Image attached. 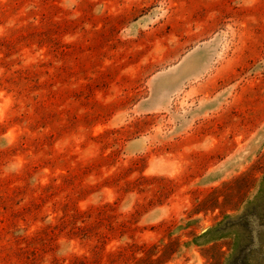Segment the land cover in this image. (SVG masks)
<instances>
[{
	"label": "rangeland",
	"instance_id": "obj_1",
	"mask_svg": "<svg viewBox=\"0 0 264 264\" xmlns=\"http://www.w3.org/2000/svg\"><path fill=\"white\" fill-rule=\"evenodd\" d=\"M0 264H264V0H0Z\"/></svg>",
	"mask_w": 264,
	"mask_h": 264
},
{
	"label": "bare ground",
	"instance_id": "obj_2",
	"mask_svg": "<svg viewBox=\"0 0 264 264\" xmlns=\"http://www.w3.org/2000/svg\"><path fill=\"white\" fill-rule=\"evenodd\" d=\"M199 64V65H198ZM197 66L192 69L189 76L197 77L203 70L207 68L208 59L206 60H199ZM168 73V71H167ZM183 84L182 81L178 83H168V81H160L154 83L152 86V93H153V101L152 107H159L162 102L169 101L171 99V95L178 90L181 85Z\"/></svg>",
	"mask_w": 264,
	"mask_h": 264
}]
</instances>
